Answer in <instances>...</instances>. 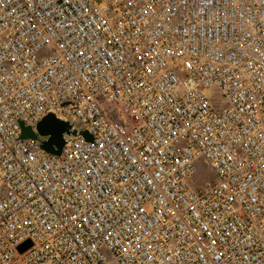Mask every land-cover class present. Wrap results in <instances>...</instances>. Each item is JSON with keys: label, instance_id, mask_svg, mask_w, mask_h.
Masks as SVG:
<instances>
[{"label": "built area", "instance_id": "built-area-1", "mask_svg": "<svg viewBox=\"0 0 264 264\" xmlns=\"http://www.w3.org/2000/svg\"><path fill=\"white\" fill-rule=\"evenodd\" d=\"M0 264H264V0H0Z\"/></svg>", "mask_w": 264, "mask_h": 264}, {"label": "water", "instance_id": "water-1", "mask_svg": "<svg viewBox=\"0 0 264 264\" xmlns=\"http://www.w3.org/2000/svg\"><path fill=\"white\" fill-rule=\"evenodd\" d=\"M37 131L41 135H48L49 138L44 142V149L50 153H60L62 147L74 136L82 135L85 139H90L88 131L78 130L76 120H63L57 118L50 112L44 120L37 125ZM21 136L24 138H36L37 133L30 126H22ZM31 245L30 241L24 242L20 249L23 251Z\"/></svg>", "mask_w": 264, "mask_h": 264}]
</instances>
